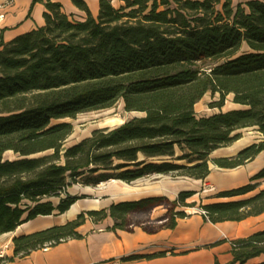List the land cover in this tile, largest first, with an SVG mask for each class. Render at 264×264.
I'll list each match as a JSON object with an SVG mask.
<instances>
[{
	"label": "trees",
	"instance_id": "1",
	"mask_svg": "<svg viewBox=\"0 0 264 264\" xmlns=\"http://www.w3.org/2000/svg\"><path fill=\"white\" fill-rule=\"evenodd\" d=\"M71 2L85 12L81 20L63 12L59 2L45 0L43 25L8 41L0 37V235L36 216L68 210L78 198L67 192L73 184L130 183L153 174L204 180L209 162L234 168L264 152V0L235 6L233 0H124L117 8L99 0L95 16L83 0ZM207 92L219 94V106L232 94L233 103L243 107L197 116L194 107ZM118 101L140 115L63 148L73 129L68 119ZM247 127L263 137L232 156L210 158ZM8 151L17 157L4 159ZM260 179L264 167L248 183L215 196L245 195ZM193 193L82 211L63 224L13 237V254L6 260L81 238L77 228L86 219L110 217L108 229L130 230L133 214L164 202L172 208L163 227L173 228L187 216L175 207L194 205L185 202ZM199 208L212 223L259 215L264 187ZM230 245L226 264H247L264 254V229Z\"/></svg>",
	"mask_w": 264,
	"mask_h": 264
},
{
	"label": "crops",
	"instance_id": "2",
	"mask_svg": "<svg viewBox=\"0 0 264 264\" xmlns=\"http://www.w3.org/2000/svg\"><path fill=\"white\" fill-rule=\"evenodd\" d=\"M52 1L59 2L61 10L71 14L75 19L81 20L85 16V12L78 9L71 0ZM83 1L95 16L98 12L99 0ZM44 3L45 0L36 1L33 5L32 0H0V4H6V17L0 25V37L8 41L16 35L43 25V13L47 11ZM110 3L117 8L124 5V0H110ZM258 140L243 141L241 136L228 146L213 150L210 158L232 156ZM220 150V153L214 155ZM262 167H264L263 151L252 160L234 168H221L209 162L210 172L204 180L178 175H175V179L169 174H153L130 183L108 180L98 186L73 184L67 188V192L78 198L68 210L60 214L54 211L50 215L36 216L17 226L14 231L0 235V241L10 242L8 250L10 257L13 254V237L60 225L74 219L82 211L106 208L112 203L121 201H133L151 196H165L174 200L180 191H193L194 193L187 199L202 204L247 197L264 187V179L258 180V186L242 196L218 198L215 194L248 183L250 177ZM198 184L203 186L210 184L212 190L199 192L196 189ZM162 214V211L154 208L149 217L151 221L146 226V223L139 221L130 225V230L108 229L113 224L110 217L96 223L86 219L77 228L82 235L81 238L68 239L53 246L36 249L28 255L13 257L0 264H214L215 260L220 264H226L232 259L230 253L232 240L264 229V212L240 221L212 223L205 221L202 214L194 210L187 216L178 218L173 228L160 226L158 221H153ZM2 244L4 243H0ZM160 252L163 255H158ZM131 255H137L139 258L123 260ZM263 255L251 259L250 262L264 260L259 258Z\"/></svg>",
	"mask_w": 264,
	"mask_h": 264
},
{
	"label": "rangeland",
	"instance_id": "3",
	"mask_svg": "<svg viewBox=\"0 0 264 264\" xmlns=\"http://www.w3.org/2000/svg\"><path fill=\"white\" fill-rule=\"evenodd\" d=\"M242 1H245V0H233V5L235 6V4L237 2H242ZM160 9H161V7H160ZM232 98H233L232 94H227L225 96L224 101H223V105L219 106V102H220L219 94L218 93L212 94L211 92H207L196 103L194 110H195L197 116H208V115H211L213 113L220 112V111L223 112V111H227L230 109L243 107L242 105H238V104L233 103ZM139 115H140V113H138V112L125 111L123 108L122 101L116 102L110 108L80 113L74 119H68L71 122L73 129H72L71 134L65 139V142L63 144V148H66V147L80 141L81 139L90 136L92 131L95 129L113 128V127H116V126L121 124L120 122L103 123L104 120L107 118H120V119H122V123H123L127 119H130L132 117L139 116ZM239 132L241 133L243 141H248V142L256 141V140L261 139L263 137L253 127H247V128L241 129ZM220 152H221V150L216 151L214 153V155H217ZM45 153L46 152H43V153H39V154H36L33 156H40V155H43ZM176 153L180 154V151L177 149ZM33 156H31V157H33ZM15 157H17V156L10 151L5 152L3 154L4 159H6V158L7 159H13ZM178 162L179 163H185V160H181ZM169 176H171L172 178L176 177L174 174H169ZM101 183H99V184H101ZM99 184H97L96 186H98ZM196 189H197V191L202 192L204 190H212V187L210 184H207V186H203L201 184H198ZM48 199H50L53 203H56L58 200L57 197H50ZM168 200H171V199H168ZM200 201H201V199H200ZM185 202L186 203H192L189 201V199H186ZM201 204H202L201 202L199 203L198 201H196V202H194V205H191V206H181V205L176 206L175 210H183L186 214H188L194 210L199 211L200 210L199 205H201ZM154 208L156 210L162 211L163 214L161 216H158L155 219H153V221H158L159 222L158 224L160 226H163V224L168 219V216H169L168 211H170L172 208L166 202H164L162 205L155 206L149 210H145V211H142L140 213L133 214L131 216L130 220L133 222L141 221L143 223H146L145 224V226H146L148 224V222L151 221L149 219V217H150L151 210H153ZM0 243H9V245H10V242H8V241H6V242L0 241ZM259 258H264V255L259 257ZM257 259H255V260H257Z\"/></svg>",
	"mask_w": 264,
	"mask_h": 264
},
{
	"label": "built area",
	"instance_id": "4",
	"mask_svg": "<svg viewBox=\"0 0 264 264\" xmlns=\"http://www.w3.org/2000/svg\"><path fill=\"white\" fill-rule=\"evenodd\" d=\"M6 4H0V25L3 23L6 17V11H5ZM199 212L202 214L204 211L200 208ZM10 249L9 243H4L0 245V262H3L6 260L8 256V250Z\"/></svg>",
	"mask_w": 264,
	"mask_h": 264
},
{
	"label": "bare ground",
	"instance_id": "5",
	"mask_svg": "<svg viewBox=\"0 0 264 264\" xmlns=\"http://www.w3.org/2000/svg\"><path fill=\"white\" fill-rule=\"evenodd\" d=\"M113 122L122 123V119H120V118H107V119L104 120L103 123H113ZM111 181H114V179H111Z\"/></svg>",
	"mask_w": 264,
	"mask_h": 264
}]
</instances>
